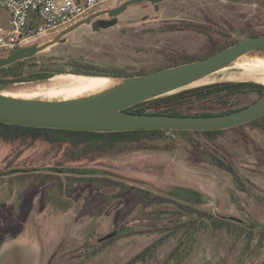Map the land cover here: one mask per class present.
I'll use <instances>...</instances> for the list:
<instances>
[{
  "label": "rangeland",
  "instance_id": "1",
  "mask_svg": "<svg viewBox=\"0 0 264 264\" xmlns=\"http://www.w3.org/2000/svg\"><path fill=\"white\" fill-rule=\"evenodd\" d=\"M122 1L111 0L101 8ZM8 16L0 2V26ZM118 19L119 24L99 31L85 25L71 34L68 42L36 59H77L128 71H151L168 61L164 51L170 48L193 54L212 51L214 44L205 34L184 23L200 25L197 28L203 25L210 33L224 29L229 39L241 38L238 31L242 28L263 31L264 0H166L157 9L142 2L131 5ZM176 24L179 30H169ZM67 69L10 92L59 93L72 90L79 82L100 78ZM263 78L264 67L242 66L217 73L205 82L263 83ZM255 98V94L250 95L243 102ZM166 135L168 145L178 142L179 146L129 151L88 165L122 180L126 187L121 191V186L90 184L61 191L54 180L18 178L11 170L20 169L22 173L34 163L39 171L51 172L46 167L53 165L57 150H32L10 167L16 149L0 143V264H125L157 243L164 235L159 229L174 221L173 213L164 212L159 217L155 210L173 211L175 206L159 204L155 199L147 205L150 193L173 196L217 218L191 236L179 233L166 239L154 258L137 264H264V244L256 240L249 247L246 234L234 224H264V116L220 134L222 146L238 163L246 190H240L233 177L214 166L201 149L182 145V135L173 131ZM112 232H117L118 238L104 246V237ZM181 240L184 244L176 249ZM95 248L99 252L88 256ZM173 251L175 257L170 258Z\"/></svg>",
  "mask_w": 264,
  "mask_h": 264
},
{
  "label": "trees",
  "instance_id": "2",
  "mask_svg": "<svg viewBox=\"0 0 264 264\" xmlns=\"http://www.w3.org/2000/svg\"><path fill=\"white\" fill-rule=\"evenodd\" d=\"M184 24L185 26L191 27L193 30L208 35V33L201 28H197L198 24ZM179 29V25L177 24L170 25L169 27L171 31H177ZM56 33L44 39L54 37ZM241 34H245L243 38L252 37L264 34V30L255 31L250 28L248 31L242 32ZM225 38V41L222 40L221 42L214 43L212 51L206 53L193 54L186 51H173V49L170 48L168 51H164L168 61L151 71H128L125 68L102 66L89 61L77 59L60 61L53 57L43 59L39 62L36 58L40 55H36L31 58L19 60L12 65L0 67V84L52 77L56 74L66 72L68 70L67 67H70L73 73L83 75L138 76L166 67L202 59L243 39H229L226 34ZM10 52L11 50L3 51L0 52V55L8 57ZM254 94L256 95L255 99L243 102L244 98ZM263 95V83H258L256 81H221L189 87L169 95L144 101L130 107L128 110L137 113L214 115L244 108L259 100ZM261 118L248 123L258 121ZM226 129L212 131L171 129L86 131L17 125L0 121V143L9 145L12 149H16V156L9 161L10 167L22 158V155L32 150L41 147H44L43 151L57 150L53 159V165L46 167L49 168L47 170L51 172L39 171V165L34 163L31 165L29 164V169H24L22 173H19L21 172L20 169L11 170L18 178L26 179L31 177L37 181H39L40 178L44 180H54L57 182L58 188L61 191L67 190L70 186H84L89 184L104 188L121 186V191L126 187L122 180L116 178L111 172L89 167L88 165L102 158L129 151L160 150L161 148L177 147L180 144L178 142L167 144L168 137L166 133L168 131H173L183 136L182 145L201 149L204 154L209 157L210 162L214 166L228 172L233 177L234 182L240 190H246V181L240 172L234 155L222 146L223 140L220 134ZM163 142L164 145H162ZM37 160L38 159L35 158V161ZM25 170L29 172H25ZM153 199L159 204H170L175 206V210L173 211H164L162 209L155 210L159 217H162L164 212L173 213L172 215L175 217L174 221L170 223L171 225H165L159 229L161 232H164V235L157 243L149 245L125 264L145 263L155 257L160 244H163L166 239H173L179 233H183L186 237L191 236L196 231L203 230L207 226V222L217 218L211 212L200 209L192 204L183 203L170 195L164 196L150 193L146 198V204L148 205L150 200ZM234 224L242 228L243 234H246L248 239L247 245L249 247H251L252 243L256 240H258V243L264 244V224H253L251 226L242 225L237 222ZM138 232L145 231H134V233ZM130 234L132 233L130 232ZM117 238L118 233L106 239L104 241V246L111 244ZM182 244H184V240H181L175 248H181L180 246ZM100 249L95 248L87 255L91 256L97 254ZM172 257H175L174 251L172 255H170V258Z\"/></svg>",
  "mask_w": 264,
  "mask_h": 264
},
{
  "label": "water",
  "instance_id": "3",
  "mask_svg": "<svg viewBox=\"0 0 264 264\" xmlns=\"http://www.w3.org/2000/svg\"><path fill=\"white\" fill-rule=\"evenodd\" d=\"M163 1L165 0H124L117 6L83 16L60 29L54 37L12 49L8 57L0 55V67L46 53L68 42L70 35L85 25H92L95 31L113 27L119 24L118 16L133 4L148 2L158 5ZM104 14L114 18H100ZM242 66L264 67V34L243 38L202 59L138 76L84 75L104 79L103 83L88 89L39 94L10 92L14 87L43 82L50 77L0 84V121L86 131L226 129L263 117L264 95L244 108L214 115L137 113L128 109L189 87L210 84L205 81L213 75ZM231 218L241 222L240 219ZM115 234L117 232L110 233L104 240Z\"/></svg>",
  "mask_w": 264,
  "mask_h": 264
},
{
  "label": "built area",
  "instance_id": "4",
  "mask_svg": "<svg viewBox=\"0 0 264 264\" xmlns=\"http://www.w3.org/2000/svg\"><path fill=\"white\" fill-rule=\"evenodd\" d=\"M109 1L0 0L9 12L8 28L0 26V52L44 39Z\"/></svg>",
  "mask_w": 264,
  "mask_h": 264
},
{
  "label": "flooded vegetation",
  "instance_id": "5",
  "mask_svg": "<svg viewBox=\"0 0 264 264\" xmlns=\"http://www.w3.org/2000/svg\"><path fill=\"white\" fill-rule=\"evenodd\" d=\"M166 1V0H165ZM236 1V0H235ZM142 3V2H141ZM154 8H159V6H160V3L158 4V5H153V4H151ZM101 10H105V9H102V8H100V9H97V10H95V11H92V12H90V13H88L87 15H89V14H91V13H94V12H99V11H101ZM86 16V15H85ZM119 17V16H118ZM100 18H102V19H113L114 17H111V16H109L108 14H104V15H102V16H100ZM221 25H223V23H220ZM197 27H200V25H197ZM226 30H228V28H227V25H226V27H224ZM201 29L202 30H204L205 32H207L208 33V35H204L207 39H208V42L209 43H211V44H214V43H218V42H221L222 40H226V38H223V37H225V31H224V29H220V30H217V32H212V33H210L211 31L210 30H208V31H206L205 30V27H203V25L201 26ZM193 30V29H192ZM249 30V28H246V29H244V28H242L241 30H239L238 32L241 34L242 32L244 33V32H246V31H248ZM244 35L245 34H241V38H243L244 37ZM188 52V51H187Z\"/></svg>",
  "mask_w": 264,
  "mask_h": 264
},
{
  "label": "bare ground",
  "instance_id": "6",
  "mask_svg": "<svg viewBox=\"0 0 264 264\" xmlns=\"http://www.w3.org/2000/svg\"><path fill=\"white\" fill-rule=\"evenodd\" d=\"M79 80V79H78ZM263 83H264V78L262 79ZM104 79H93L87 82H79L78 84H76V86L74 88H72V90H82V89H88V88H92L100 83H103ZM69 90V89H68ZM55 91V90H54Z\"/></svg>",
  "mask_w": 264,
  "mask_h": 264
},
{
  "label": "crops",
  "instance_id": "7",
  "mask_svg": "<svg viewBox=\"0 0 264 264\" xmlns=\"http://www.w3.org/2000/svg\"><path fill=\"white\" fill-rule=\"evenodd\" d=\"M8 18H9V16H8ZM3 27H7L8 28V22H6Z\"/></svg>",
  "mask_w": 264,
  "mask_h": 264
}]
</instances>
